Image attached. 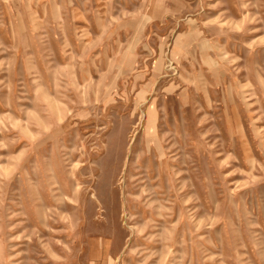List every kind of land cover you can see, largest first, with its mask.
I'll return each mask as SVG.
<instances>
[{"label":"rangeland","instance_id":"rangeland-1","mask_svg":"<svg viewBox=\"0 0 264 264\" xmlns=\"http://www.w3.org/2000/svg\"><path fill=\"white\" fill-rule=\"evenodd\" d=\"M0 264H264V0H0Z\"/></svg>","mask_w":264,"mask_h":264}]
</instances>
